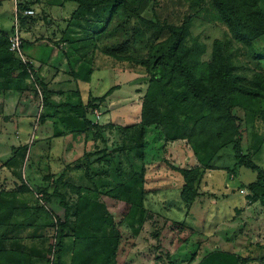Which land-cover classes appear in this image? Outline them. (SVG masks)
Returning a JSON list of instances; mask_svg holds the SVG:
<instances>
[{"label": "rangeland", "instance_id": "374dc122", "mask_svg": "<svg viewBox=\"0 0 264 264\" xmlns=\"http://www.w3.org/2000/svg\"><path fill=\"white\" fill-rule=\"evenodd\" d=\"M3 1L6 9L11 12L14 8L13 1ZM28 2L27 6L36 4L35 1ZM139 3V6H135L139 17L116 19L102 36L95 37L93 33L88 34L76 26H70L67 31L75 43L65 42L63 32L51 39L55 48H59V43H66V50L60 54L62 60L69 61L72 57L75 59V56L83 55L79 62L92 63L95 76L93 78L91 75L88 82L79 81L77 85L73 83L70 87L50 84L47 103L43 102L44 93L41 89H35V95H25L28 96L24 99L25 106H20L22 114L19 122L24 125L31 124L32 128L37 126V135H41L43 139L42 145L34 144L35 132L27 136L24 133L16 134L17 127L18 131L29 128L13 123L16 116L15 105H8L7 122H11L8 123L9 137L15 146L10 144L12 142L8 143L7 156L0 157V198L9 201L8 205L11 207H35L41 203L38 199L43 195L23 191V187L49 184L50 196L53 197L54 185L45 181V175H53L57 179L67 165L85 157V149L91 153L97 149H106L111 154L110 162L98 163L97 157H91L89 165L72 168L64 183L82 187V194L93 200L99 195L105 199L106 194L117 187V170L123 178H128L131 173L140 174L144 171L142 168H145L143 209L131 217L116 214L112 210L116 215L115 225L121 236L112 264H203L209 255L217 251L236 254L247 260L246 264H264V206L259 202L252 204L248 198L249 190L242 187L243 184L256 182L257 174L239 167L231 148L223 150V156L213 162L212 168L201 173L198 182L200 195L190 206L181 197L185 181L178 172L179 169L194 170L199 166L189 141H167L162 127L146 128L144 139L141 140L133 139L130 131L118 128L140 123L141 106L149 81V73L140 62L147 60L153 45L164 41L168 36L167 32L152 27L158 22L165 20L168 24L179 25L186 19L191 21V34L186 46L192 49L200 47L197 58L198 68L202 71L206 68L205 60L212 54L215 40L227 44L229 65L234 73L252 78L260 69L250 59L246 49L232 39L212 7L211 0H142ZM43 5H38L36 17L44 21L43 26H47L45 15L62 18L65 12L70 17L69 14L77 7L69 2L64 10L50 0ZM260 5L264 8V0H260ZM55 21L61 22L59 19ZM20 32L26 34L21 26ZM44 32L45 30L39 28L35 34L48 35ZM88 36L94 38L93 42L87 44L83 39ZM44 47L47 48L45 45ZM45 48L34 52L36 60L33 62L39 69L43 68L40 60L47 59L50 54L48 50L51 48ZM33 49L35 48L28 46L24 55L31 59L29 56L33 54ZM21 56L18 57L22 58ZM67 71L69 75L71 66ZM50 75L53 79L69 77L66 73L61 74L57 68L51 70ZM79 85H82L81 89ZM114 86H119V89L108 96L106 103L89 116L99 127L92 132L89 130L90 138L86 148H76L75 158L71 161L62 158L64 147L61 138L70 135V139L74 140L76 130L70 128V134L65 132L66 134L54 136L57 130L53 128L54 120L60 121L69 114L66 108L59 106L86 104L91 97L102 96ZM95 111L99 117L95 116ZM40 119H45L46 122L42 123ZM49 119L53 123L51 132H47L45 128L49 126ZM110 124L113 126L106 127ZM43 130L46 134H43ZM255 133L264 134V126H255L253 123L249 125L244 142L246 151L248 144L259 146ZM56 138L58 141L50 144ZM135 145L143 146L134 148ZM25 146L30 149L26 154L27 159L17 153L19 148ZM142 151L143 157L140 155ZM253 161L264 168V145L261 152L253 157ZM60 191L64 193L66 203L72 205L78 200V195L69 188L61 187ZM45 209V212H40L38 221L33 222V228L27 225L34 217H26L23 210H15L12 223L21 221L24 227L0 224L3 247L27 254L39 252L41 256L34 258L35 264H52L46 252L54 241V230L45 227L46 222L51 221L47 214L52 211L62 221L66 214L60 199L55 197L46 204ZM148 213H153L156 217L147 221ZM166 221L169 224L164 229L162 227ZM157 230H162L159 236L155 235ZM66 264H70V260Z\"/></svg>", "mask_w": 264, "mask_h": 264}, {"label": "trees", "instance_id": "16d2710c", "mask_svg": "<svg viewBox=\"0 0 264 264\" xmlns=\"http://www.w3.org/2000/svg\"><path fill=\"white\" fill-rule=\"evenodd\" d=\"M62 1L77 6L63 31L64 41L69 44L75 43L67 31L70 26H76L88 34L93 33L95 37L102 36L116 19L126 20L139 15L135 6L142 2V0ZM211 2L232 39L246 49L248 56L258 65L260 71L253 74L252 78L234 73L229 65L227 44L219 40L213 42L212 54L205 60L206 68L202 71L198 68L197 58L200 47L193 46L192 49L186 46L191 34V21L186 19L179 25L168 24L165 20L158 22L152 27L167 32L168 36L164 41L153 45L147 60L140 62L149 73L148 89L141 106L140 123L118 128L130 131L133 139L141 140L144 139L146 128L162 127L167 141H189L199 166L194 170L179 169L178 172L185 181L181 197L190 206L200 195L198 182L203 172L211 169L213 162L219 156H223V150L231 148L237 165L257 174L256 182L242 185L250 192L248 196L250 202L252 204L259 202L264 206V168L253 161V157L263 148L264 134L255 133L259 146L248 144L246 151L244 145L251 123L255 126H264V44H262L264 8L260 5V0H211ZM27 8L26 4L18 6L21 27L30 18L33 24L36 22V19L24 16ZM14 29L15 26L9 32L0 29V91L22 92L26 90L27 82L30 81L34 89L43 91V102L47 103L51 91L50 83L40 79L32 63L23 61L10 51L9 39ZM93 38L88 36L83 40L88 44ZM82 56H75L71 64H77ZM93 72L92 63L84 64L83 61L82 66L77 71L71 70L69 79L61 84L77 85L79 81L88 82ZM118 89L119 86L111 87L104 95L91 97L86 104L60 105L59 107L66 108L69 112L60 119V122L73 131L76 130L74 132L76 135L79 132L84 133L87 143L90 138L89 130L92 132L99 127L89 116L95 109L103 106L108 96ZM40 120L42 123L46 122L45 119ZM112 126L110 124L106 127ZM39 141L35 140L34 144H38ZM141 146L143 145H135L134 148ZM29 151V147L25 146L19 148L17 153L27 159L26 154ZM140 155L144 156L143 151ZM110 156L106 149H97L93 153L85 149V157H80L67 165L58 174L57 179H54L53 175L44 176L45 181L54 185L53 197L60 199L66 214L64 221L52 211L47 214L51 221L46 222L45 227L54 230V241L46 252L52 264H66L69 260L70 264H112L121 240L120 232L115 225L116 215L112 210L114 209L116 214L131 217L143 209L145 168H142L144 170L142 173H131L128 178H123L117 170L115 172L118 176L117 187L109 191L105 199L99 195L93 200L82 194V187L64 183L72 168L89 165L91 157H97L98 163L110 162ZM61 187L69 188L78 195L76 203L72 205L66 203L65 195L60 191ZM49 190V184L23 187V191L43 195L38 199L41 203L35 207L28 205L11 207L8 205L9 201L0 198V224L10 226L13 224L14 211L23 210L26 217H34L27 225L33 228L35 226L33 222L38 221L40 212L46 211V204L53 198ZM155 217V214L148 213L146 220H153ZM13 222L15 227L23 226L21 221ZM168 224L166 221L162 228L165 229ZM160 233L162 230L161 232L157 230L155 235L159 236ZM1 241L0 238V264H35L34 258L41 256L39 252L27 254L6 249ZM246 261L236 254L217 251L209 255L203 264H246Z\"/></svg>", "mask_w": 264, "mask_h": 264}, {"label": "crops", "instance_id": "0c3cea01", "mask_svg": "<svg viewBox=\"0 0 264 264\" xmlns=\"http://www.w3.org/2000/svg\"><path fill=\"white\" fill-rule=\"evenodd\" d=\"M12 1H13L12 5H14V8L11 7L13 9L11 11L13 17L11 15V12H9L10 9L8 10V9H6V6H4V1L0 0V29H3V30L8 31V32L11 31L12 27L15 26L16 24H18L19 27L21 26L19 19H18V15L16 14V9L18 10V6L20 4H22L23 2H26L23 4L29 3L28 2L29 0H12ZM20 1H23V2H20ZM33 1H35L36 4L34 6H31V5L27 6L28 8L26 10H33L35 12V16L32 18L36 19V22H35V24H33L31 22V18H30V20L28 19L26 21L25 25H23L21 27L22 30H24V33H26V34H23L21 32L23 35V42H24L21 59L24 61H28V62L32 63V65L35 67V63L33 62V60H36L34 52L37 50L40 51V50H42V48H45L44 45L47 48H51V50H48L50 53L48 58L47 59L43 58V60H40V62H39L40 66L43 65V68L39 69V67H35V69L39 70L38 75L43 82L54 84L56 86H61V87L62 86L70 87L72 84H70V85L61 84L63 81H67L69 79V77L67 79H64V78L60 79L58 77H55L53 79L50 75L51 70L54 71L57 68L61 74L66 73L68 75L67 69L69 68V66H71V70L77 71L80 68V66H82V62H79L77 64L72 65L71 61L74 60V57L70 58L69 61H66V59L62 60L60 54L62 53V51L66 50V48H67L65 46L66 43H64V44L59 43L58 44L59 48H55L54 47L55 43L53 44L54 41L51 42V39H53V37L56 35L59 36L58 33L59 32L62 33L64 31V29H66V26L69 24V19H71L72 13L77 7L74 10H72V12L69 14L70 17L65 15V12H63V14H62V18L59 16H58V18H53L49 14L45 15L46 19H44V20L46 21L47 26H43L44 21L40 18H36L37 14H38L37 7H38V5L41 6V4L42 5L45 4L47 0H30V2H33ZM50 1H52L54 4H56L57 6H59L62 9H64L66 4H67V3L63 2L62 0H50ZM43 6H45V5H43ZM64 10H66V9H64ZM42 13H44V12L42 11ZM45 16H42V18ZM6 18H8V19H6ZM56 19L61 20V22L56 23V21H55ZM55 24H57V25H55ZM55 27L57 28L56 31H55V29H56ZM39 28H42L43 30H45L44 33H47L49 36L43 35V34L41 36H37L35 33H36V31H38ZM24 35H28V36L25 37ZM51 35H52V37H51ZM54 40H56V39H54ZM28 46L35 48V49L31 50V52L33 53V54H31V56H29L31 59L27 58L28 56L24 55L25 50L27 49ZM47 48H45V49H47ZM63 55H64V53H63ZM42 71L44 73H42ZM94 76L95 75H93V78H94ZM81 86L82 85H79L80 89L82 88ZM35 93H36V90L33 88L30 81L27 82V88L25 91H22V92L0 91V122H1L0 123V157L7 156V152L9 151L8 150L9 149L8 143L12 142L11 137H9L10 130L8 127V123H11V122H7L8 121L7 117L9 115H8V111H6V110H8L9 104L15 105L14 111L16 113V116L13 119L15 121L13 123L18 124L19 126L23 125V126H26L27 128H29V129H20V131H22V132H20V131H18V127L15 125V127H17V129H15L17 132L16 134L19 135L21 133H24L27 136V135H32L35 132V139L34 140H38V141L43 140V139H41V137H42L41 135L38 136L36 134L38 132L37 126L35 128H32L31 124H28V125L25 124L24 125L23 123L20 124V122H19V120H21L20 116L22 114V110H21L20 106H22V105L25 106L24 105V99L25 98L27 99V96L29 94L35 95ZM26 94H28V95L25 96ZM31 105H33V104H31ZM47 122H49V126H45L46 131L51 132L52 127H53L52 126L53 123H51V119H49V121L47 120ZM54 124L55 125L53 128L54 129L57 128V130H55L54 136L55 135L58 136L59 134H66L67 132H68L67 134H70V128L64 126L59 120H57V121L54 120ZM46 131H44L43 134H46ZM85 138L86 137H85L84 133H82V132H79V134L75 135L74 140L70 139V135H65L64 138H61L62 139L61 144L64 147L63 148L64 152L61 149V153L63 152L62 155L60 154L61 157L65 158L68 161H71L72 159H74L75 158V155H74L75 149L76 148L80 149V148H83L85 146V143H86ZM24 140H25V138H24ZM24 140H23L22 144L25 142ZM53 140H55V141L51 140L50 144L51 143L55 144L56 141H58L57 138L53 139ZM40 141L38 142V144L42 145V142H40ZM10 144L12 146H15V143H13V142Z\"/></svg>", "mask_w": 264, "mask_h": 264}, {"label": "built area", "instance_id": "2783aa9c", "mask_svg": "<svg viewBox=\"0 0 264 264\" xmlns=\"http://www.w3.org/2000/svg\"><path fill=\"white\" fill-rule=\"evenodd\" d=\"M16 14L18 15V10L16 9ZM24 16L28 17H34L35 12L33 10H25ZM10 51L18 56L22 55V49H23V40H22V34L20 32V27L18 24L15 25V29L13 33L10 35ZM95 116L99 117L97 112L95 111Z\"/></svg>", "mask_w": 264, "mask_h": 264}]
</instances>
